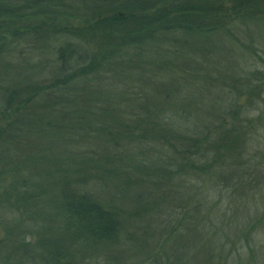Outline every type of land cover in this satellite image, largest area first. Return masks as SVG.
<instances>
[{"label":"trees","instance_id":"obj_1","mask_svg":"<svg viewBox=\"0 0 264 264\" xmlns=\"http://www.w3.org/2000/svg\"><path fill=\"white\" fill-rule=\"evenodd\" d=\"M205 1L0 0V178L25 177L16 181L21 192L11 186L0 199L8 208L13 199L12 207L25 212L27 201L44 206L55 186L56 215L63 219L55 240L50 232L33 249L20 246L31 264H76L75 253L79 264H118L122 257L123 264H194L201 252L212 255L211 238L202 243L199 225L217 232L213 209L222 202L247 206L250 198L258 205L254 213L264 205V153L239 148L247 125L241 127L243 109L232 97L245 91L262 98L263 84L234 75L225 94L219 68L205 59L219 44L232 43L235 26L222 16V4ZM235 1L246 13L262 4ZM90 42L97 45L94 53ZM206 93L208 105L223 108L203 124L193 100ZM177 100L189 102L188 109ZM142 149L156 154L149 167L143 168ZM22 153L28 155L21 159ZM45 162L46 170L36 168ZM173 162L181 164L175 167L181 180L170 186L190 183L192 194L178 200L182 213L166 220L164 238L153 239L149 222L148 235L138 238L137 216L157 208L161 187L171 183L164 171ZM38 177L56 180L39 183ZM102 192L136 207L113 209L101 202Z\"/></svg>","mask_w":264,"mask_h":264},{"label":"rangeland","instance_id":"obj_2","mask_svg":"<svg viewBox=\"0 0 264 264\" xmlns=\"http://www.w3.org/2000/svg\"><path fill=\"white\" fill-rule=\"evenodd\" d=\"M259 1H261L262 4L260 3L259 11H257L256 13H254L253 11H250L251 13L239 12L235 0L205 1V3H208V5L210 6L215 3L222 4V12L225 13L222 14V16L228 17V22L232 26H235V30L233 28L232 32V43L229 42L225 44H219L218 48L212 50L214 52H212L213 56L209 59H205L210 64L214 62L216 64V67L219 68V77L221 76L220 84L224 89H226L225 94H227L228 86H230L229 79H231V77L234 75L237 76L238 80L250 81L252 84L251 86L263 84L262 98H256L252 96V94H248L245 91H235L234 95L232 96L233 99L236 100L238 106L243 109V113H240L239 116L241 127L243 128V126L245 127L247 125L244 140L243 138L241 139L242 143L239 148H243V153H245L244 149H250V152L254 151L257 154H260L262 152L264 153V0ZM71 25L73 27H76L78 25V22L73 21L71 22ZM224 41L225 40L223 39V42ZM96 48L97 45L95 44V42H90V50L92 53L96 51ZM146 82L148 86H152L154 84L150 81ZM117 92L123 94V92H121L119 89ZM214 95H212L213 99L216 98V93ZM199 97L200 98L193 100V105L199 107L197 109H193L196 110L195 115L201 120L200 122H203L204 124L206 123V119H208L209 116L212 117L218 114L223 106L216 104L208 105L206 102L209 101L206 100H210L209 98L211 96L207 93L205 94V96L200 95ZM217 97V99L220 100V97ZM223 99L224 98H222V102L220 104L224 103ZM202 100L203 103L201 104ZM178 101L184 102L183 100H177V102ZM186 103L185 109L187 110L188 108ZM174 108H171L172 112H170V114H172L173 116H177L178 112ZM216 108H218V110ZM225 121L228 122L229 119L225 118ZM69 146V150L71 151H75L77 149L76 146ZM142 150V154L147 158V160L145 159L146 162L143 164V168H145V164L148 165V167L151 164H154L155 161L152 159V157H154L156 154L153 155V153L149 152L148 150H146L144 154V149ZM68 152H65L67 157H69L70 155ZM250 152L245 155V158L249 157V155L251 154ZM39 154L41 156H46V152L42 151L41 149H39ZM27 155V153H22L21 159H24ZM53 156L57 157V154L55 153V155ZM250 156H252V154ZM159 157L161 159L163 155L160 154ZM151 161L154 162L151 163ZM46 165L47 162L41 165H37L36 168L42 167V169L46 170ZM180 165L181 164L179 163L172 164L167 168L166 171H164V174H166L167 172L172 176L170 178L171 183L169 184V187H171L170 185L172 183H178V181L181 180L179 178L180 176L175 174V172H177L176 170H178L175 167H178ZM32 167V164L27 165V169H30ZM158 168L162 171L164 170L159 165ZM13 175L14 176L8 175L0 178V183L2 184V186L0 187V194L4 192L8 193V191L11 190V186L14 191L21 192L22 188L19 189L20 185L19 183H16V181L20 182V180H24L25 177L23 174ZM34 180L39 181V183L40 181L43 183H48L56 179H46L38 177L34 178ZM190 180H193L195 182L198 181L194 177H191ZM259 180L263 183V185L261 186V188H263V192L261 194L264 196V175L259 177ZM189 184L190 183L186 184L187 187L178 186L177 189L175 187H171L172 189L164 186L161 187L160 196L162 198L157 208L153 209L154 211L151 210L152 214L151 212H149V214L144 212L143 214H138L137 216L136 221L139 220L137 224V230L140 231V233L137 232L138 238L143 234L144 236L148 235L149 231L147 226L145 225V223L147 222H149L153 228L150 233L153 236V239L158 235H160L161 238L165 237V232L167 231V229L165 228L166 220L170 217H173L174 220L182 213L179 210L180 205L178 203V200L181 197L183 199H189L188 196L192 194L191 184ZM197 184L199 187H201L202 181L199 180ZM53 189L54 190L50 191V193H46L47 198H45L44 206L40 203H36L33 205L28 201L26 202L27 206L25 212L27 216L31 218L30 220H27L25 212L22 209L15 210L17 208L12 207V203H14L13 199L12 202H10L11 207L9 208L8 206H5L4 201L0 199V264H31L32 258H29L30 256L22 252V248L20 246H22V244H27V248L33 249V247H35L34 244L39 240V238L45 235H48L49 237L50 232L52 233L49 238L51 240H55L56 233L58 232L59 228L63 226V219L62 217H60V215H56L57 209L55 210V208L57 207H55L54 205L56 204V206H58L60 201L57 196L58 188L53 186ZM30 191H28V193H31ZM102 193L103 194L100 195L101 202L107 203L113 209L120 210L121 212H123L124 210L128 213L132 210L131 207H136L135 202L129 201V203L125 205L123 202V198H113L111 192ZM104 194L108 195L104 196ZM211 202L214 203V201ZM247 204V206L244 205L245 207L243 205L239 207L240 203H238L237 207H235V205L227 207L228 203L222 202V204L219 205L220 208L213 209L215 213L213 214L214 217L218 215L219 220L212 218L211 216L210 220L213 224H215L214 226H217V232L212 236L210 235V232L208 230L209 228H203L201 224L199 225V228L203 229V231L200 229L201 232H203L201 239L205 238L206 240L207 236L208 238H211L210 246L207 250H211L212 252L210 253L212 255L208 256V253L206 251L204 253L201 252V254L198 255V261H193L194 264L195 261L197 262V264H210V262H212L211 264H264V205H260L258 207L259 211L257 212L255 210L254 213V207L258 206H255L256 202L252 198H250ZM57 213H59V211ZM120 220L122 223V230L120 233L122 242L121 246H123V216L120 218ZM253 224L257 225L253 228L248 227L250 225L253 226ZM126 227L130 226L126 225L125 228ZM43 229L47 230V233H45ZM241 230H243V237L247 236L246 239L239 235ZM208 233L209 235H207ZM196 241V239L192 240V242L195 244ZM158 242H160V239ZM199 242L200 240H198V243ZM202 243L205 245L206 241L203 240ZM18 245L19 250L17 249L16 251L15 247ZM151 245H153L152 242L148 244V246ZM224 246H226L225 250L223 251V253H221V248ZM121 249L123 250V247ZM120 252L122 251L120 250ZM69 254L70 256H72L70 252ZM29 255H31V253H29ZM207 256L210 259L209 263L206 261ZM75 258L76 264H79V259L78 256H76V253ZM145 262L146 261L144 260L142 264H144ZM118 264H123V257L119 260Z\"/></svg>","mask_w":264,"mask_h":264}]
</instances>
